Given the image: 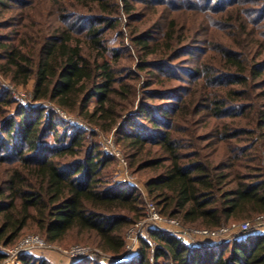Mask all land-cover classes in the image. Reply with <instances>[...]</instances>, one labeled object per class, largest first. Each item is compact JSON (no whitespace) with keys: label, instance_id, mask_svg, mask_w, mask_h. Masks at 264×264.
<instances>
[{"label":"trees","instance_id":"16d2710c","mask_svg":"<svg viewBox=\"0 0 264 264\" xmlns=\"http://www.w3.org/2000/svg\"><path fill=\"white\" fill-rule=\"evenodd\" d=\"M0 32V74L33 82L27 107L0 85L2 248L36 233L94 246L110 264H264V234L197 248L159 228L122 260L127 232L146 216L143 194L109 177L114 159L95 133L57 111L115 132L130 169L151 173L144 185L163 217L205 230L255 220L264 0H0ZM8 257L0 250V264ZM16 264L52 263L33 254Z\"/></svg>","mask_w":264,"mask_h":264},{"label":"built area","instance_id":"2783aa9c","mask_svg":"<svg viewBox=\"0 0 264 264\" xmlns=\"http://www.w3.org/2000/svg\"><path fill=\"white\" fill-rule=\"evenodd\" d=\"M57 111L66 119L67 114L57 109ZM103 141V151L111 156H116L122 160V154L116 149L114 139L105 138ZM144 221L136 223L126 235V253L122 258L126 259L132 256V253L139 247L140 240H148L149 230L159 228L176 234L187 245L197 248H207L215 244L229 243L241 236L247 234H264V215L258 216L252 222L242 223L237 229L229 226H222L217 230L192 229L183 226L179 221L172 218H164L158 211L157 206L152 201H146V216ZM165 223V224H163ZM163 224V225H162ZM162 225V226H160ZM206 240V241H204ZM209 240V241H208ZM43 249H53L46 241L38 235H31L27 239H23L16 246L10 249H4L0 246V250L8 254V260H13L22 255H33L36 251ZM72 260L79 261L85 258L96 259L97 255L106 256L99 250L89 247L77 246L70 252ZM111 261L113 259L109 258Z\"/></svg>","mask_w":264,"mask_h":264},{"label":"rangeland","instance_id":"374dc122","mask_svg":"<svg viewBox=\"0 0 264 264\" xmlns=\"http://www.w3.org/2000/svg\"><path fill=\"white\" fill-rule=\"evenodd\" d=\"M120 31L126 33V29L123 27V25L120 28ZM4 33H6V32H0V34H4ZM119 43H120V37L115 33L111 37V40L109 41L110 49H117L119 47ZM132 65H135V64L133 63ZM143 82L145 83L146 80H143ZM0 85H2L3 87H5L6 89H8L10 91L13 99L17 102L18 106L27 107L30 105V101H31V97H32V91H33V82H31L27 88L17 87L15 85H13L8 79L4 78L0 74ZM93 104H92L91 108L94 107ZM132 111L133 110H131L129 112H132ZM67 116L69 118L65 119L62 116L64 118V119L63 118L62 119L64 121L70 123V126L80 127V128H83L84 130L88 129L89 133H91V132L95 133L96 139L100 143L101 146L103 145L102 144L103 141L105 142V140H106L105 138L110 137L111 140H112V138L114 139L115 144H116L115 145L116 149L121 152L123 159L124 158L125 159L122 160L116 156L115 157L112 156L114 159V165L107 171V175H109V177H111L117 183L126 184L129 187H138L140 189L141 193L143 194L145 203H146V201H151V199L148 196V193L146 191V187L144 185V182L152 176L151 173H149L147 171H143V172L135 174L130 169L129 162L127 159V153L123 149V147L118 143L117 137L115 135L116 133L115 132H109V133L104 132L100 128L86 122L84 120V118L82 116H80L79 114L78 115L77 114L76 115L75 114L74 115H70V114L68 115L67 114ZM49 142L51 144H53V138L52 137L49 138ZM164 218H166V217H164ZM175 220H177V219H175ZM142 221H144V220L142 219L139 222H142ZM245 222H247V221L232 222L226 226L237 229V227H239L242 223H245ZM250 222H252V221H250ZM163 224H165V223H163ZM162 225H160V226H162ZM192 229L198 230V228H192ZM237 231H238V229H237ZM31 235H38L40 238L44 239L41 235L36 234V233L28 234V236H26L25 239H27ZM247 235H249V234H247ZM244 236H246V235H244ZM241 237H243V236H241ZM204 241H206V240H204ZM48 245H50V244H48ZM51 246L53 247V249L39 250V251H36L35 254H37V255L39 254L41 257L45 258L46 260H48L50 262H54L55 264H60V262L58 263L55 260V257H58L59 259H61L63 263L69 264L71 262L72 263L74 262V260H72V257L70 256L71 255L70 252L72 251V249H74L77 246L89 247L91 249L98 250L94 246H91V245L87 246L84 244H67L65 246H55V245H51ZM136 252H138V249H135V251L132 253V256H134L136 254ZM95 258L97 259V256ZM101 261L105 264L113 263V261H111L109 259V256H107V255L104 257L101 256ZM4 264H16V259H13V260L7 259V261H5Z\"/></svg>","mask_w":264,"mask_h":264},{"label":"crops","instance_id":"0c3cea01","mask_svg":"<svg viewBox=\"0 0 264 264\" xmlns=\"http://www.w3.org/2000/svg\"><path fill=\"white\" fill-rule=\"evenodd\" d=\"M254 234V233H253ZM137 249H139V247L137 248ZM138 252H136V254H137ZM135 254V255H136ZM34 255H36V256H38V257H41L39 254L37 255V254H34ZM55 260L59 263L60 262V264H67V263H63L62 262V260L61 259H59L58 257H55ZM52 264H55L54 262H51ZM74 263V262H73ZM72 262L71 263H69V264H73Z\"/></svg>","mask_w":264,"mask_h":264}]
</instances>
